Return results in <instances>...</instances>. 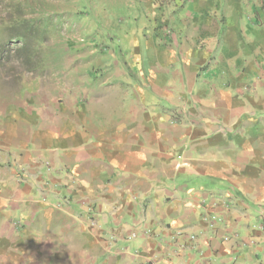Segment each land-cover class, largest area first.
<instances>
[{
  "label": "crops",
  "instance_id": "crops-1",
  "mask_svg": "<svg viewBox=\"0 0 264 264\" xmlns=\"http://www.w3.org/2000/svg\"><path fill=\"white\" fill-rule=\"evenodd\" d=\"M191 4L159 70L1 105L0 264H264V16Z\"/></svg>",
  "mask_w": 264,
  "mask_h": 264
},
{
  "label": "rangeland",
  "instance_id": "rangeland-1",
  "mask_svg": "<svg viewBox=\"0 0 264 264\" xmlns=\"http://www.w3.org/2000/svg\"><path fill=\"white\" fill-rule=\"evenodd\" d=\"M190 1L0 0V107L11 100L19 115L38 112L62 88L69 93L74 86L104 84L105 67L135 77L139 68L134 57L142 68L156 65L159 70V51L148 45L157 37L162 44L168 42L173 31L184 33L170 19L176 10L183 18L184 9L196 15L198 9L186 5ZM256 2L260 18L264 0ZM161 106L169 107L163 100ZM2 252L10 264H23L17 260L18 255L25 259L24 253L17 254L13 246L7 244Z\"/></svg>",
  "mask_w": 264,
  "mask_h": 264
}]
</instances>
